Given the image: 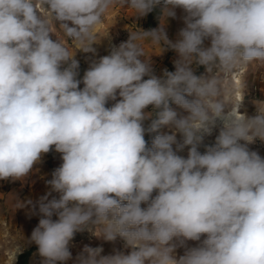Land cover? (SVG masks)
I'll return each instance as SVG.
<instances>
[{
  "label": "clouds",
  "instance_id": "9594fccd",
  "mask_svg": "<svg viewBox=\"0 0 264 264\" xmlns=\"http://www.w3.org/2000/svg\"><path fill=\"white\" fill-rule=\"evenodd\" d=\"M116 3L137 17L159 6L165 21L180 8L185 27L175 42L165 23L130 32L77 79L79 61L53 25L93 52ZM144 41L174 50L175 71L153 74ZM254 62L264 65V0H0V180H24L53 147L62 159L47 181L59 197L39 199L29 241L43 264L71 259L69 242L85 229L120 237L132 251L85 246L76 264H264V158L248 147L264 141V101L254 116L241 114L243 100L226 101L223 85ZM218 122L215 143L201 153ZM162 126L174 131L149 146L145 134ZM186 146L184 158L177 153ZM205 234L177 259L174 241Z\"/></svg>",
  "mask_w": 264,
  "mask_h": 264
},
{
  "label": "rangeland",
  "instance_id": "374dc122",
  "mask_svg": "<svg viewBox=\"0 0 264 264\" xmlns=\"http://www.w3.org/2000/svg\"><path fill=\"white\" fill-rule=\"evenodd\" d=\"M176 17H168L165 21L160 19V24H164V29L167 33L169 40L175 42L178 39V33L180 29L185 27L183 16L185 13L182 9L177 8ZM125 14L132 21L131 26H127L125 22H113L112 19L105 24L106 33L103 36L96 38V42L92 44L93 52H84L77 50L75 44L66 46L70 52L75 54V59L79 61V75L77 79L83 78L85 71L90 67L91 63L98 61L100 57L106 56L109 51L111 42L116 40L119 45L122 42H126L129 38L130 32L143 30L142 25L144 23L145 16L137 17L132 9ZM119 36V37H115ZM118 45V46H119ZM144 52L146 57H150L153 74L158 77L163 76L164 70L175 71L174 61L178 59V54L170 49L166 48L163 51L159 45H154L150 41H144ZM210 41H205V46H209ZM77 50V51H76ZM194 73L196 75L206 74L204 66L192 65ZM238 73L240 79V92L242 94L243 105L241 112L246 113L248 116H254L256 114L255 103L264 101V65L259 63H251L233 70L230 74L223 77V85L227 86L231 92V96H225V100H231L234 97V87L230 82V77ZM148 77H145L147 79ZM83 88V84L80 85ZM115 101H109L106 105L110 107ZM170 106L177 111L178 115H187V113L179 108L175 104ZM146 111H152L151 106ZM150 124V121H145V127ZM174 130L168 126H162L157 132L146 133L145 139L148 141L149 146L151 141L157 134H172ZM177 140L182 141V137L179 133H176ZM215 135V136H214ZM218 132H213L211 135H206L203 142L216 138ZM208 137V138H207ZM198 146V151L204 153L207 146L213 144H203ZM175 149V145L173 146ZM190 146H186L182 151L177 154L187 158L188 149ZM250 150L258 152V154L264 158V141L257 139L254 143L248 145ZM62 164L61 154L54 150L47 154H44L41 158V162L34 165L32 173L24 180H0V264H8L10 261L9 254L16 247L22 248V250L16 254L14 262L11 264H19V256L28 249H33L32 253L26 260V264H43V257L38 253V246L35 243H31L30 237L33 229L38 225L41 215L38 211L37 202L42 196H45L51 192L50 185L47 181L52 178V172ZM58 198L59 194L51 192L48 197ZM31 201V203H28ZM22 204V207H19ZM35 207V214L33 213V206ZM141 207H147L146 204ZM53 219H56L54 216ZM98 230L85 229L75 233L73 239L69 242L68 248L72 254L71 259L63 262V264H76L77 256L83 251L85 246L87 247H101L103 249L101 255H112L115 252H123L129 254L132 249L125 247V241L117 237L115 241H106L102 236H97ZM206 238V234L201 236V241L188 240L183 246L179 245L178 241L175 256L177 259L184 254L188 248L197 247ZM59 264V262H58Z\"/></svg>",
  "mask_w": 264,
  "mask_h": 264
},
{
  "label": "crops",
  "instance_id": "0c3cea01",
  "mask_svg": "<svg viewBox=\"0 0 264 264\" xmlns=\"http://www.w3.org/2000/svg\"><path fill=\"white\" fill-rule=\"evenodd\" d=\"M130 8L122 7L119 3H116L112 6V8L109 9V11L105 14V20L98 26L97 29V37L103 36L106 33L105 24L112 19L113 22H123V24L128 23L127 26L132 25V21L130 18L125 14V12H128ZM109 21V22H112ZM54 31H59V29L53 25ZM119 37V36H115ZM108 55V54H107ZM8 264H11V262H8Z\"/></svg>",
  "mask_w": 264,
  "mask_h": 264
},
{
  "label": "bare ground",
  "instance_id": "6f19581e",
  "mask_svg": "<svg viewBox=\"0 0 264 264\" xmlns=\"http://www.w3.org/2000/svg\"><path fill=\"white\" fill-rule=\"evenodd\" d=\"M108 55H109V51H108ZM230 82H231V85H232V87H234V94H233V98H232V101L233 102H236V101H241V100H243L242 99V94H241V92H240V79H239V77H238V73L237 74H234V75H232L231 77H230ZM242 105H243V101H242ZM242 105H241V107H242ZM241 107L239 108V112L241 113V114H244V113H242L241 112ZM219 130H220V125H219V122H218V125H217V127H215L214 129H213V131H212V133L213 132H218V134H219ZM215 136V135H214ZM208 138V137H207ZM205 139V138H204ZM215 143V137H213L212 139H210V140H207V141H205V142H203V144H214ZM241 143H243V141H241ZM17 250H18V247H16L13 251H11L10 252V254H9V258H10V261L11 262H14V260H15V257H16V254H17Z\"/></svg>",
  "mask_w": 264,
  "mask_h": 264
},
{
  "label": "trees",
  "instance_id": "16d2710c",
  "mask_svg": "<svg viewBox=\"0 0 264 264\" xmlns=\"http://www.w3.org/2000/svg\"><path fill=\"white\" fill-rule=\"evenodd\" d=\"M161 16V10L160 7L157 6L153 9L150 13L145 15L144 23L142 25L143 30H151L158 28L159 21ZM33 249L25 250L20 256H19V264H26L27 258L32 253Z\"/></svg>",
  "mask_w": 264,
  "mask_h": 264
},
{
  "label": "built area",
  "instance_id": "2783aa9c",
  "mask_svg": "<svg viewBox=\"0 0 264 264\" xmlns=\"http://www.w3.org/2000/svg\"><path fill=\"white\" fill-rule=\"evenodd\" d=\"M38 7H39V5H38ZM41 11L43 12L44 10L41 9ZM104 20H105V16H104L103 21ZM53 31H54V27H53ZM54 33H55L56 37L59 38L65 44V46H69V45L74 44V42L72 40H70L69 38H67L66 36L63 35L62 31H60V30L59 31H56L55 30ZM55 35L52 36L53 39H56ZM118 45H119V42L118 41H116V40L112 41L111 42V45L109 47V54H110L112 48L114 46H118ZM155 195H156V192L153 193V197Z\"/></svg>",
  "mask_w": 264,
  "mask_h": 264
}]
</instances>
